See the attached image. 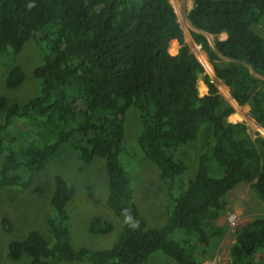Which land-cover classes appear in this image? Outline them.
Listing matches in <instances>:
<instances>
[{
	"label": "trees",
	"instance_id": "16d2710c",
	"mask_svg": "<svg viewBox=\"0 0 264 264\" xmlns=\"http://www.w3.org/2000/svg\"><path fill=\"white\" fill-rule=\"evenodd\" d=\"M262 19L264 0H192L187 20L195 32L190 35L207 62L202 52L197 60L184 44L168 0H0V56L14 58L32 39L43 55L33 71L40 83L36 97L21 104L0 97V190L30 189L32 177L64 149L84 163L99 158L107 177V206L121 225L109 250L74 248L65 211L74 188L58 175L48 219L52 244L30 231L8 245L7 259L147 264L159 252L174 264L209 260L212 240L225 231L216 221L227 213L228 193L245 183L264 205V138H252L243 121L229 120L234 108L204 68L210 75L213 68L223 85L219 89L228 91L237 107L247 106L248 117L264 132V39L254 30ZM220 35L226 37L216 38ZM206 36L215 37L212 45ZM176 42L178 52L171 55ZM24 77L14 67L5 85L17 88ZM199 81L207 88L204 95ZM130 108L140 120L136 148L156 167L165 188L166 219L159 227L149 226L140 214L120 161ZM193 143L196 166L188 178L194 170L188 158ZM124 209L138 227L124 223ZM113 228L94 218L88 231L104 236ZM228 254L229 264H264V206Z\"/></svg>",
	"mask_w": 264,
	"mask_h": 264
},
{
	"label": "rangeland",
	"instance_id": "374dc122",
	"mask_svg": "<svg viewBox=\"0 0 264 264\" xmlns=\"http://www.w3.org/2000/svg\"><path fill=\"white\" fill-rule=\"evenodd\" d=\"M173 6L177 20L183 30L184 44L198 59V52H202L191 38L190 33L195 32L187 20V12L192 7V0H168ZM255 32L264 39V19L254 27ZM210 45L214 36H206ZM216 38L223 40L222 35ZM174 52H178L179 45ZM170 49V43L168 50ZM207 60V56L202 52ZM43 55L41 47L36 40L28 41L14 58L0 56V97L6 98L8 104L26 103L39 93L40 83L33 76V71L42 64ZM208 62V60H207ZM210 65V64H209ZM203 66V65H202ZM211 66V65H210ZM19 67L24 72V81L20 86L9 89L5 85L9 71ZM204 68V67H203ZM212 68V66H211ZM212 83L217 88L222 99L231 103L229 92L219 89L223 86L214 76L205 70ZM204 87V91L201 87ZM200 95L207 93L203 82H198ZM233 103V102H232ZM234 105V103H233ZM236 117L230 121H243L249 135L254 138H264V132L254 125L247 115V107L233 106ZM3 122L0 115V124ZM140 120L134 108H130L124 122L125 152L120 161L125 171L130 175L133 187V200L142 217L149 226L159 227L165 223V188L159 180L158 170L155 166L145 161L136 148V139L140 132ZM188 149V158L192 171H188V178L195 171L194 155ZM127 150V152H126ZM197 151V150H196ZM195 151V152H196ZM194 152V154H195ZM191 174V176H190ZM63 177L73 188L74 196L66 204L67 226L71 245L74 248H85L92 251H105L111 249L116 243L121 225L107 206L108 187L104 165L101 159L95 158L89 163L82 162L73 151L64 149L57 158L49 163L41 172L32 178V187L27 190L6 188L0 190V264H29L30 258L23 255L17 262L7 259L8 245L13 241H22L30 231H36L47 243L52 244L53 235L50 231L48 219L52 215L50 209L55 176ZM40 187L42 193L38 195L35 188ZM227 213L216 221V226L225 227L224 234L212 240V257L203 264H229V247L235 244V237L243 233V227L253 217L262 214V203L245 183L238 184L227 195ZM106 220L113 225V231L108 235H93L88 227L92 219ZM8 223H6V222ZM60 264H90L87 262H61ZM147 264H174V262L159 252L154 253Z\"/></svg>",
	"mask_w": 264,
	"mask_h": 264
},
{
	"label": "clouds",
	"instance_id": "9594fccd",
	"mask_svg": "<svg viewBox=\"0 0 264 264\" xmlns=\"http://www.w3.org/2000/svg\"><path fill=\"white\" fill-rule=\"evenodd\" d=\"M33 5H29V7L31 8ZM122 215L124 216V223L128 224L129 226L136 228L139 226V221L134 220L131 212L129 209H124L122 211Z\"/></svg>",
	"mask_w": 264,
	"mask_h": 264
},
{
	"label": "water",
	"instance_id": "95a60500",
	"mask_svg": "<svg viewBox=\"0 0 264 264\" xmlns=\"http://www.w3.org/2000/svg\"><path fill=\"white\" fill-rule=\"evenodd\" d=\"M190 25V24H189ZM193 29V28H192ZM194 30V29H193ZM195 31V30H194ZM198 48L201 50L202 46L201 45H197ZM191 53V52H190ZM192 54V53H191ZM212 82V81H211ZM214 84V83H213ZM230 100L234 103L233 99L230 97ZM230 105L233 107V104L230 103ZM234 105L236 106V104L234 103ZM237 107V106H236ZM255 123V122H254ZM257 126V125H256ZM259 127V126H258ZM260 128V127H259ZM261 129V128H260ZM263 130V129H262Z\"/></svg>",
	"mask_w": 264,
	"mask_h": 264
},
{
	"label": "crops",
	"instance_id": "0c3cea01",
	"mask_svg": "<svg viewBox=\"0 0 264 264\" xmlns=\"http://www.w3.org/2000/svg\"><path fill=\"white\" fill-rule=\"evenodd\" d=\"M226 37V36H225ZM230 96V95H229ZM247 107V106H246ZM247 109H248V107H247ZM248 111V110H247ZM251 121L254 123V121L251 119ZM233 122H236V121H233ZM254 125H256L255 123H254Z\"/></svg>",
	"mask_w": 264,
	"mask_h": 264
},
{
	"label": "bare ground",
	"instance_id": "6f19581e",
	"mask_svg": "<svg viewBox=\"0 0 264 264\" xmlns=\"http://www.w3.org/2000/svg\"><path fill=\"white\" fill-rule=\"evenodd\" d=\"M171 43V42H170ZM203 65V64H202ZM232 103V102H231ZM233 104V103H232ZM234 106V105H233Z\"/></svg>",
	"mask_w": 264,
	"mask_h": 264
}]
</instances>
